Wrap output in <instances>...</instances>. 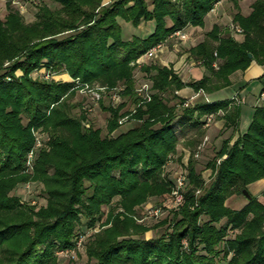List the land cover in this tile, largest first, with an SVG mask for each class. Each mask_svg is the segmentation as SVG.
Wrapping results in <instances>:
<instances>
[{
    "label": "trees",
    "instance_id": "1",
    "mask_svg": "<svg viewBox=\"0 0 264 264\" xmlns=\"http://www.w3.org/2000/svg\"><path fill=\"white\" fill-rule=\"evenodd\" d=\"M29 1L6 0L7 14L0 18V264H59L58 252L73 250L80 227H94L104 206L106 227L85 241L87 264H264V204L253 196L240 210L225 204L264 180V98L247 131L232 144L224 140L207 163L208 181L189 156L183 202L159 223L168 225L163 234L147 239L150 227L134 219L138 207L170 195L175 186L167 167L179 144L175 123L195 129L190 144L204 136L202 119L219 111L225 128L238 130L241 105L234 100L184 107L176 92L189 87L210 94L230 86V76L252 62L264 66V0H256L248 16L240 14V0H231L240 42L220 37L214 25L191 49L206 71L202 79L185 84L172 68L140 67L150 81L148 101L134 88L137 60L187 26L202 28L221 0H50L26 22L14 3ZM119 20L155 27L128 41ZM43 68L70 81L33 77ZM256 83L264 96V75ZM117 87L135 109L101 105L109 113L106 136L90 123L89 111L73 114L77 105L70 101L79 90L109 93ZM125 117L136 126L122 131ZM28 183L43 186L44 206L14 194Z\"/></svg>",
    "mask_w": 264,
    "mask_h": 264
},
{
    "label": "rangeland",
    "instance_id": "2",
    "mask_svg": "<svg viewBox=\"0 0 264 264\" xmlns=\"http://www.w3.org/2000/svg\"><path fill=\"white\" fill-rule=\"evenodd\" d=\"M29 1V0H28ZM221 2V1H220ZM218 2V4L220 3ZM26 3V4H25ZM228 6L230 9H233L234 11H236V13L238 12V9L240 10L241 7H243L244 9L247 8V6H249L250 4H252V0H244L242 5L240 6L239 3V7L238 9L235 8L234 3L231 0H228ZM40 4H47V5H51L50 0H30L29 2H22L18 4V8L21 11L22 14L25 15L26 18L25 21L26 22H30L31 19H33V15L36 13L37 8ZM4 0H0V17H3L6 14V9H4ZM236 13H232L230 19L226 18V21L223 22L225 24H221L219 25V29H226V31L230 30L229 33H232L233 37H235V35H238L236 33V31L234 30V26H232V18ZM30 19V20H29ZM126 38V34L123 35ZM142 61V59H141ZM153 64V63H151ZM150 65V63H149ZM146 65V66H149ZM217 65V64H216ZM20 74V72L18 73V75ZM65 75L64 73H58V74H53L51 72H47L44 68L42 70H40L39 72H34L33 73V77L37 78V77H44L47 80H56V81H62L65 79L64 82H69L70 78L68 77V75L66 76H62ZM134 80H135V90L137 92V94L139 95V90L144 87L145 85H147V87L150 86V81L148 80V76L146 73H143V71L140 69V67L136 68L135 72H134ZM150 88V87H149ZM122 87H117L115 90L106 93L104 88H100L98 89H94V90H79L76 95L71 99V104L72 105H77V107H75V109L72 111L73 114L76 116L78 115L81 111L83 110H87L89 111V115H88V119L90 121V123L95 127V128H99L102 130L103 132V136H106V122L107 119L109 118V113L105 112L102 110L101 105L107 107L108 105H119L121 103H125V108H124V112L127 113H131L134 111L135 109V105L132 101V99L130 100V98H123L120 96V91H121ZM252 89V87H251ZM116 95L117 97H119L116 100H113V96ZM263 98V97H262ZM190 105H191V101ZM175 103V101L171 100V104ZM246 103V102H245ZM262 100L259 101L257 104H261ZM239 105H243L240 104ZM129 117H125L124 119H122L120 122H122L121 125V130H126L128 128H131L136 126V123L131 120H129ZM26 122V121H24ZM174 131L177 133L178 137H179V144L177 147V151L178 153L175 154L173 156V163L171 164V167L169 169V171L172 172V177L173 180L178 179L181 176H187V171L185 170L186 165H187V161L189 158V155L193 154L194 155V159L196 161V165H197V170L200 171L204 177V179L206 181L209 180V174L210 171L206 170V166L207 163L214 157V155L219 151V149L222 146V142L224 140H216L219 137H228V134H225V131H219L217 134L216 139H211L209 144L207 142V144L205 145V143H188L186 142V139H182L183 138V134L180 133V130L178 128V126L174 125ZM37 138H39L40 140H45L46 136L41 133L38 132L36 133ZM186 137V136H185ZM213 137V136H212ZM224 139V138H223ZM199 143H201L200 145H198ZM185 150V151H183ZM188 153L189 155L185 158L184 154ZM219 162V161H218ZM182 174V175H181ZM187 180V178H186ZM43 186L41 184H36V183H28V184H23L20 185L16 191L14 192V194L18 197H20L22 199L23 202H27L31 205H36L38 207L40 206H44L46 204V200L43 196ZM248 191V190H247ZM249 192V191H248ZM198 194V193H197ZM251 195V194H250ZM252 196V195H251ZM246 199V196H243L242 194H239V200L240 201H244ZM171 194L170 195H166L161 199H152L150 200L147 204L138 207L135 211L134 214V219L136 220V222L140 225H144L145 227H150V231H148L145 234V237L147 239L150 238H154V237H158L161 234H163L168 225H164L161 227H158L159 223H161L165 218H167L170 214V212L172 210H174V205L171 202ZM229 207H232L231 205H228ZM154 209H160V213H159V217L158 218H154L151 216V210ZM103 211H104V215L102 217V219L100 221H98L94 227H87V226H81V232L83 233H79V237L77 239V242L75 244V248L73 250H68V251H64V252H58L57 256L59 259V264H87V257L85 256V241H87L88 237L93 234V233H99L101 230H103V228H105L106 226H104L106 220H107V212H108V208L107 207H103ZM85 222V220H83ZM86 235V236H85ZM232 235V234H231ZM82 238V241H80V239ZM183 244L185 247H187V243L186 241H183Z\"/></svg>",
    "mask_w": 264,
    "mask_h": 264
},
{
    "label": "crops",
    "instance_id": "3",
    "mask_svg": "<svg viewBox=\"0 0 264 264\" xmlns=\"http://www.w3.org/2000/svg\"><path fill=\"white\" fill-rule=\"evenodd\" d=\"M146 1L150 2L151 0ZM243 1L244 0L239 1L240 6L242 5ZM255 1L256 0H252V4ZM227 2L228 0H221L217 7L205 17L204 26L202 28L193 26H187L186 28H184V30L181 31V34L185 36L184 40L176 37H169L167 41L165 40L166 43L162 51L157 53L153 59L141 58L142 61L139 67L149 65L150 63V65L172 68L174 70L173 72H175L180 77L181 81L185 84L202 79V77L206 74V71H204V68L200 66V62L195 60L191 56L190 51L205 40L207 34L211 31V28H213L214 25L219 26L221 24H225L223 22L226 21V18L230 19L232 13H236V11L229 8ZM252 4L247 6L246 9L241 7L240 14H242L243 16H248L251 12ZM4 6L6 8V0H4ZM6 14L0 18L4 19ZM23 16L27 19L24 14ZM32 20L33 19H31L30 22ZM119 24L122 28L123 35L126 34V38L124 36L123 38L128 41L133 36H138L140 38L147 37L153 32L155 27L154 22H142L137 28H133L130 24L125 23L121 20H119ZM229 31H226V29H221L219 36L222 38H226L227 35L233 36L232 33H229ZM233 38H235L239 42L242 40V37L239 35H235V37ZM213 44L217 45L216 42H213ZM65 75L62 74L63 77ZM263 75L264 66H260L255 62H252L250 67L245 72L238 71L230 76V86H227L226 88H223L216 92L210 94H205L202 92L196 93L192 88L189 87L183 88L176 92V95L181 99H184L187 102L191 101V105H194L200 101H206L207 103H218L227 100H234L235 105H239V103L243 104L241 106V116L239 120V128L237 131H233L232 129L227 130L225 128V120L222 118L224 113L219 111V113L216 115L205 116L202 119V121L205 122V124L201 128L204 132V136L201 140H199V142L201 141V143H205V145L207 144V142L209 144L210 142H212L210 141L212 138L216 139L218 135L217 133L219 131H225V134H228L229 136L222 138L219 137L216 140L218 141L230 139V143L232 144L239 136L243 135L247 131L252 120L253 111H255L254 107L258 106L259 104L257 103L264 98V96H262L263 98L259 97L261 86L256 83L257 79H259ZM64 81L65 79L63 80V82ZM176 125L178 126L180 133L184 135L182 138L183 140L186 139V142L189 143L192 140L196 139L197 133L195 132V129L193 127H190V124L187 123L183 125V127H180L178 124ZM201 143H199L198 145H200ZM188 155L189 154L186 153L184 154V157L186 158ZM248 191L261 204H264V180H259L249 185ZM247 203V199H245L244 201H240L239 195L236 194L233 196L231 195V197L227 199L225 204L227 206L231 205L232 207H228L232 208L233 210H240L244 206H246Z\"/></svg>",
    "mask_w": 264,
    "mask_h": 264
},
{
    "label": "built area",
    "instance_id": "4",
    "mask_svg": "<svg viewBox=\"0 0 264 264\" xmlns=\"http://www.w3.org/2000/svg\"><path fill=\"white\" fill-rule=\"evenodd\" d=\"M14 4H19V3L15 2ZM217 5H218V3L215 4L214 9L217 7ZM234 30L236 31L237 34L241 33L240 28L234 27ZM170 37H176V38H179L181 40L185 39V36L181 34V31H178V32L172 34ZM166 41H163L162 43L157 44L155 47L148 50L141 58L153 59L157 53L162 51L163 47L165 46ZM141 58L137 60V64L141 63ZM214 67L217 68V65L215 64ZM149 89L150 88L147 87V85H145L144 87H142L139 90V96L142 97L146 101L150 100ZM118 98L119 97H117L116 95L113 96V100L117 101ZM238 103H239V101H238ZM189 105H190V102L186 101L184 103V107H188ZM39 146H40V142L37 141L36 148ZM33 160H34V151H31L27 157V160H26L27 161L26 166L28 169H32ZM171 164H172L171 162L169 164H167V167H169V166L171 167ZM174 182H175V186L171 192V199H172L171 202L173 203L174 208H176V207L180 206L183 202L182 192H183L185 184H186V178H185V176H181L178 179H175ZM159 213H160V209H154V210H151L150 214L152 217L158 218ZM80 241H82V238L80 239Z\"/></svg>",
    "mask_w": 264,
    "mask_h": 264
},
{
    "label": "water",
    "instance_id": "5",
    "mask_svg": "<svg viewBox=\"0 0 264 264\" xmlns=\"http://www.w3.org/2000/svg\"><path fill=\"white\" fill-rule=\"evenodd\" d=\"M249 57H251V55H249ZM238 195L240 194V193H237ZM243 196H246V199L247 200H250L251 199V195H250V193L247 191V190H243L242 191V193H241Z\"/></svg>",
    "mask_w": 264,
    "mask_h": 264
}]
</instances>
